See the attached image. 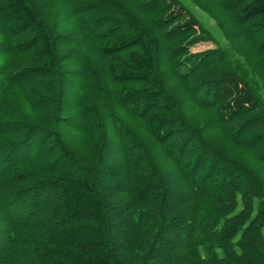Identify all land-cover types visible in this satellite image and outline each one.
<instances>
[{
	"label": "trees",
	"instance_id": "obj_1",
	"mask_svg": "<svg viewBox=\"0 0 264 264\" xmlns=\"http://www.w3.org/2000/svg\"><path fill=\"white\" fill-rule=\"evenodd\" d=\"M0 264H264V0H0Z\"/></svg>",
	"mask_w": 264,
	"mask_h": 264
},
{
	"label": "rangeland",
	"instance_id": "obj_2",
	"mask_svg": "<svg viewBox=\"0 0 264 264\" xmlns=\"http://www.w3.org/2000/svg\"><path fill=\"white\" fill-rule=\"evenodd\" d=\"M206 18H208L207 16H205ZM211 24L213 23V21L210 22ZM215 47L214 44L212 42H207V43H200L197 46H195L192 51L194 52H199V51H204L207 50L209 48H213Z\"/></svg>",
	"mask_w": 264,
	"mask_h": 264
}]
</instances>
